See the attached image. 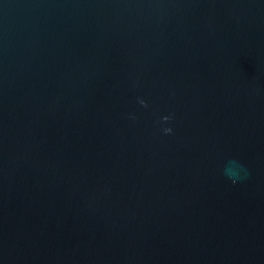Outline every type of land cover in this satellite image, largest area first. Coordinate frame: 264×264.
<instances>
[{
  "label": "water",
  "instance_id": "obj_1",
  "mask_svg": "<svg viewBox=\"0 0 264 264\" xmlns=\"http://www.w3.org/2000/svg\"><path fill=\"white\" fill-rule=\"evenodd\" d=\"M0 264H264V0H0Z\"/></svg>",
  "mask_w": 264,
  "mask_h": 264
}]
</instances>
